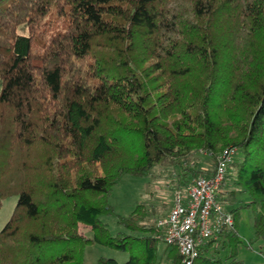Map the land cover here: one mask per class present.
Listing matches in <instances>:
<instances>
[{
  "label": "trees",
  "instance_id": "obj_1",
  "mask_svg": "<svg viewBox=\"0 0 264 264\" xmlns=\"http://www.w3.org/2000/svg\"><path fill=\"white\" fill-rule=\"evenodd\" d=\"M228 148L264 239V0H0V207L18 199L0 264H86L89 246L161 264L156 206L112 234V189L167 162L186 190L214 173L194 160ZM241 208L215 249L226 264H241Z\"/></svg>",
  "mask_w": 264,
  "mask_h": 264
},
{
  "label": "rangeland",
  "instance_id": "obj_2",
  "mask_svg": "<svg viewBox=\"0 0 264 264\" xmlns=\"http://www.w3.org/2000/svg\"><path fill=\"white\" fill-rule=\"evenodd\" d=\"M239 158L240 154L237 155L235 161L237 162ZM194 161L205 171H212L215 168L213 159H210L205 154H200ZM180 174V170L173 168L167 162H163L154 169L153 175L149 178L124 175L110 193L109 205L113 207L114 214L104 215L101 219L108 224L110 232L116 234L118 231L124 230L118 224L117 217L126 218L142 203H145L148 208L151 205L156 206V218L158 220L164 219L174 205L176 193L174 187ZM234 175L235 169L231 167L227 174V185L234 190H238L239 194H236L234 198V196L227 193L221 196L220 200L226 206V209L230 211L242 207L239 211L237 226L241 245L235 259L241 262V264H264V239L255 236L253 226L257 209L256 207H246V204L250 202L249 196L247 193L242 192V188L239 187L237 189L233 186L235 182ZM17 201L16 196L3 199L0 207V231L11 218ZM81 233L87 236L93 235L89 228H81ZM174 249L167 244H160L158 256L161 264H174V258L177 256L176 253L178 254L177 250L175 251ZM210 253L208 256L214 255L216 258H220L222 264L233 262L232 258L228 261L230 252L227 248H220L218 253L213 249ZM102 257L116 259L120 264H123L130 259V252H122L104 246H89L85 251L86 264H97Z\"/></svg>",
  "mask_w": 264,
  "mask_h": 264
},
{
  "label": "built area",
  "instance_id": "obj_3",
  "mask_svg": "<svg viewBox=\"0 0 264 264\" xmlns=\"http://www.w3.org/2000/svg\"><path fill=\"white\" fill-rule=\"evenodd\" d=\"M238 154V149H224L216 158L213 175L201 176L185 191H176L172 209L158 220L163 243L177 250L181 264H194L205 250L211 254L221 247V233L234 228V214L220 198L226 192L227 174Z\"/></svg>",
  "mask_w": 264,
  "mask_h": 264
},
{
  "label": "crops",
  "instance_id": "obj_4",
  "mask_svg": "<svg viewBox=\"0 0 264 264\" xmlns=\"http://www.w3.org/2000/svg\"><path fill=\"white\" fill-rule=\"evenodd\" d=\"M228 186V185H227ZM233 189L232 188H230L229 186L226 188V192H225V194L224 195H226L227 193H229V192H231Z\"/></svg>",
  "mask_w": 264,
  "mask_h": 264
}]
</instances>
